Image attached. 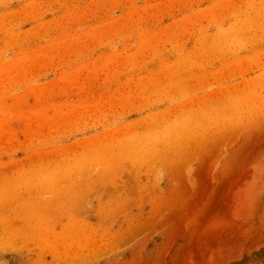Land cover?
I'll use <instances>...</instances> for the list:
<instances>
[{
    "label": "rangeland",
    "instance_id": "obj_1",
    "mask_svg": "<svg viewBox=\"0 0 264 264\" xmlns=\"http://www.w3.org/2000/svg\"><path fill=\"white\" fill-rule=\"evenodd\" d=\"M261 248L264 0H0V264Z\"/></svg>",
    "mask_w": 264,
    "mask_h": 264
},
{
    "label": "trees",
    "instance_id": "obj_2",
    "mask_svg": "<svg viewBox=\"0 0 264 264\" xmlns=\"http://www.w3.org/2000/svg\"><path fill=\"white\" fill-rule=\"evenodd\" d=\"M230 264H264V248H261L260 250L243 257L241 260Z\"/></svg>",
    "mask_w": 264,
    "mask_h": 264
}]
</instances>
